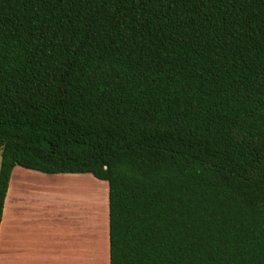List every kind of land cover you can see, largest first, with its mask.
<instances>
[{
	"label": "trees",
	"instance_id": "16d2710c",
	"mask_svg": "<svg viewBox=\"0 0 264 264\" xmlns=\"http://www.w3.org/2000/svg\"><path fill=\"white\" fill-rule=\"evenodd\" d=\"M0 156V225L90 174L110 264H264V0H0Z\"/></svg>",
	"mask_w": 264,
	"mask_h": 264
},
{
	"label": "crops",
	"instance_id": "0c3cea01",
	"mask_svg": "<svg viewBox=\"0 0 264 264\" xmlns=\"http://www.w3.org/2000/svg\"><path fill=\"white\" fill-rule=\"evenodd\" d=\"M62 176L14 168L0 225V264H62ZM87 229L89 233L80 235L81 244L89 247L88 236L104 243V229L97 233L93 220ZM105 233L103 255L110 264L109 216Z\"/></svg>",
	"mask_w": 264,
	"mask_h": 264
},
{
	"label": "rangeland",
	"instance_id": "374dc122",
	"mask_svg": "<svg viewBox=\"0 0 264 264\" xmlns=\"http://www.w3.org/2000/svg\"><path fill=\"white\" fill-rule=\"evenodd\" d=\"M67 183L75 184V187L66 188ZM108 188L107 182L100 181L90 174L62 176V264H109L103 255L109 216L107 207H104L102 216L105 225L104 243H99L96 236L89 238L88 235L89 247L80 243V235L89 233L88 222L94 217L99 195L103 196V203L107 202Z\"/></svg>",
	"mask_w": 264,
	"mask_h": 264
},
{
	"label": "bare ground",
	"instance_id": "6f19581e",
	"mask_svg": "<svg viewBox=\"0 0 264 264\" xmlns=\"http://www.w3.org/2000/svg\"><path fill=\"white\" fill-rule=\"evenodd\" d=\"M71 186H73V188H74L75 187V184H68L67 185L68 188H72ZM99 199L101 201H99ZM102 199H103V196L99 195L98 202L95 204V206H96V208H95V214H94V217H92L93 225L96 226V231L99 234H102L103 229H104V226H105L104 225V222H103V217H102L103 216V213H104V203L102 202Z\"/></svg>",
	"mask_w": 264,
	"mask_h": 264
}]
</instances>
